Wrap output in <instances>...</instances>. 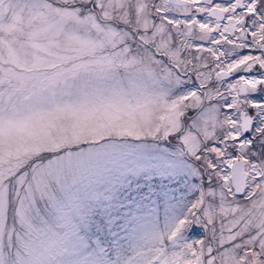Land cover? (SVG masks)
Instances as JSON below:
<instances>
[{
  "label": "snow or ice",
  "instance_id": "obj_1",
  "mask_svg": "<svg viewBox=\"0 0 264 264\" xmlns=\"http://www.w3.org/2000/svg\"><path fill=\"white\" fill-rule=\"evenodd\" d=\"M0 264H264V0H0Z\"/></svg>",
  "mask_w": 264,
  "mask_h": 264
}]
</instances>
